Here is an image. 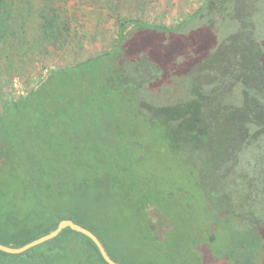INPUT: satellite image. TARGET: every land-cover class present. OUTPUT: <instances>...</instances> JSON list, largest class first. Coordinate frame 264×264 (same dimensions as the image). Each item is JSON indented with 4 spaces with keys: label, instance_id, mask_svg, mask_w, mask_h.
Here are the masks:
<instances>
[{
    "label": "trees",
    "instance_id": "1",
    "mask_svg": "<svg viewBox=\"0 0 264 264\" xmlns=\"http://www.w3.org/2000/svg\"><path fill=\"white\" fill-rule=\"evenodd\" d=\"M260 2L205 0L199 10L204 22L215 25L226 18L238 27L179 75L165 72L156 57L165 39L177 40L176 28L133 21L127 31L122 22L111 50L50 71L25 96L4 93L0 244L20 248L71 220L92 232L118 264H264V34L254 20ZM55 23L49 19L48 29L56 31ZM6 26L5 21L0 25V42ZM138 35L160 47L123 46L138 42ZM118 55V64L130 65L127 80L118 69L109 84H97L94 75L78 84L75 72H96L98 63ZM181 76L190 78L186 102L150 104L140 93L143 87L157 92L159 84ZM77 85L83 86L81 96L62 108L61 87ZM89 87L97 98L84 95ZM53 88L58 92L52 94ZM124 100L136 119L155 127L161 137L150 128L133 131L127 141L111 120V110H122ZM97 108L106 112L107 124L95 135ZM29 121L35 124L37 143L26 148L15 126ZM141 150L146 155L155 151L162 170L140 160ZM163 223L168 229L160 237ZM175 234L181 237L172 241ZM125 235L127 246L119 242ZM0 264L107 263L89 238L67 228L22 254L0 251Z\"/></svg>",
    "mask_w": 264,
    "mask_h": 264
},
{
    "label": "rangeland",
    "instance_id": "2",
    "mask_svg": "<svg viewBox=\"0 0 264 264\" xmlns=\"http://www.w3.org/2000/svg\"><path fill=\"white\" fill-rule=\"evenodd\" d=\"M204 2L205 0H0V25L4 26V21L7 24V35L0 42V105L6 100L4 93H9L15 99L25 96L50 71L67 69L111 50L119 38L122 22L126 24L127 31L131 29L130 23L133 21L176 28V32L180 33L179 37L171 41L165 39L162 55L161 51L151 52L157 54L156 57L163 64L165 72L172 76L179 75L192 60L214 51L220 38L232 34L238 27L232 20L226 22V18L220 19V23L215 25L204 22L202 19L206 16L205 13L199 14ZM226 14L230 12L227 11ZM192 16L196 17L188 22ZM52 18L56 20L54 32L47 27V21ZM254 20L257 30L264 34V0L258 4ZM182 26L185 27L181 28ZM137 37L138 42L123 46L130 50L140 48L147 51L160 47L158 42L155 44L154 40L146 39L145 35ZM126 55L128 60L132 59L130 54ZM119 56L105 58L98 63L96 72H88L85 68H81L80 72L74 71L77 73L78 84L90 82L89 77L92 75L97 84H109L114 82L118 69H122L123 78L127 80V67L130 65L121 62L118 64L116 59ZM79 85L76 88L62 86L59 92L53 88L51 93L62 94L60 105L67 108L71 97L81 96L83 86ZM189 85L190 78L181 76L180 80L171 78L170 83L159 84L157 92L146 91V87H143L140 93L150 104L153 102L156 105H172V102H186L190 99ZM88 89L84 95L88 93L98 97L95 91L90 87ZM237 90L234 94L239 100L240 92ZM123 103L126 104L122 110H111V120L115 121L118 129H122L128 141L133 131H144L152 127L136 119L134 113L128 110L129 102L124 100ZM155 109L160 110L161 107ZM45 110L52 111L50 107ZM94 113L98 115L96 121L99 120V129L92 132L98 135L99 130L107 124L104 120L106 112L97 108ZM143 113L148 114L147 110H143ZM160 114L161 118L167 120L166 112L162 111ZM27 123L15 126L19 136L21 135L20 142L26 148L37 143L34 142L37 136L35 124L30 121ZM144 124L147 129L143 127ZM156 131L155 127L150 130L152 133ZM156 135L161 137L159 130ZM140 154V160H149L148 167L151 163L157 165L155 151L146 155L145 150H141ZM157 167L162 170L158 165ZM197 207L202 206L198 204ZM150 214L152 219L156 218L160 222L156 212ZM160 227L159 236L163 237L168 225L163 223ZM180 237L175 234L171 240L175 241ZM129 239L125 235L119 242L127 246Z\"/></svg>",
    "mask_w": 264,
    "mask_h": 264
},
{
    "label": "water",
    "instance_id": "3",
    "mask_svg": "<svg viewBox=\"0 0 264 264\" xmlns=\"http://www.w3.org/2000/svg\"><path fill=\"white\" fill-rule=\"evenodd\" d=\"M67 228L89 238L95 244V246L97 247L102 259L107 264H118L109 257V255L105 251V249H104L103 245L101 244V242L99 241V239L92 232L81 227L78 224L73 223L71 220L60 221L55 230H53L49 234H46V235L41 236L40 238H38L36 240L29 242L28 244H26L20 248H12V247H8V246H4V245L0 244V251L7 253V254H13V255L22 254V253L38 246V245H41V244L57 237L62 230L67 229Z\"/></svg>",
    "mask_w": 264,
    "mask_h": 264
}]
</instances>
